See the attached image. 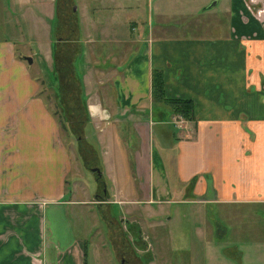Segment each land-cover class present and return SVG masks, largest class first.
I'll list each match as a JSON object with an SVG mask.
<instances>
[{"label":"crops","instance_id":"crops-1","mask_svg":"<svg viewBox=\"0 0 264 264\" xmlns=\"http://www.w3.org/2000/svg\"><path fill=\"white\" fill-rule=\"evenodd\" d=\"M171 1L148 0L142 15H132L131 0H82L75 10L88 126L95 150L107 157L101 166L112 183L111 202L70 190L78 179L74 159L34 67L37 50L43 60L54 58L50 27L30 50L19 48L26 39L23 19L17 8L3 9L0 264H100L102 251L92 243L100 235L97 205L112 219L114 207L123 205L125 262L168 264L160 232L140 219V212L161 214L154 206L162 204L190 210L208 264H264V18L257 19L246 0H228L220 39L174 40L166 35L177 28L165 25L174 15ZM207 6L200 13L208 14ZM23 14L31 15L26 23L46 21L30 9ZM47 16L48 24L56 19L55 7ZM154 70L163 72L169 97L194 102L184 124L176 126L172 110L153 101ZM214 207L219 217L208 211ZM187 252L195 257L193 247Z\"/></svg>","mask_w":264,"mask_h":264},{"label":"rangeland","instance_id":"rangeland-1","mask_svg":"<svg viewBox=\"0 0 264 264\" xmlns=\"http://www.w3.org/2000/svg\"><path fill=\"white\" fill-rule=\"evenodd\" d=\"M15 1V2H14ZM64 0H0V23L4 22L5 19L8 20V16L4 12V8H9L11 10L12 7L17 8V17L20 16L23 19L24 25L21 27V30L23 31V36H26L25 41L19 45L20 47H24L26 50L31 49L33 47L30 45L31 42L35 43V40L37 43L43 41L48 36V31L51 29L52 39H53V46H57L58 44L60 47L64 46L63 42H66V37L69 35V33H62L59 32L56 35H54V28H55V20H52L50 24H48L47 15L49 12H51V8L55 7V13H57V8L59 5V2H62L63 5H65ZM74 4V8H77L78 5H81L82 0H72ZM214 1L216 0H173L171 1V6L174 12L173 17L171 18V21L168 23H165V25H173L175 28L174 31L172 30V33L170 31V34L166 35L167 37H171L174 40H203L208 42H214L217 39H220L222 37V27L226 25L229 13L227 12L226 5L228 3V0H217L219 3L212 9H208ZM147 2L148 0H131V3H129V6L132 8V15L134 14H144V12H147ZM15 3L16 6L13 4ZM207 4L206 12H209L208 14H203V12L200 13L201 8L203 5ZM71 5V4H70ZM87 6L90 7V3H87ZM106 8L108 9V6L104 4ZM94 7H97L96 5ZM34 11L37 15H40V20L43 22H36L33 23H26L25 20L31 21V15L30 14H23V12H26L27 10ZM62 10V8H61ZM110 10V9H109ZM6 15V16H4ZM64 15V14H63ZM89 15V14H88ZM61 16H59L60 18ZM136 17V16H134ZM63 18V17H62ZM128 19V18H127ZM209 19V20H208ZM62 20V19H61ZM208 20V22H207ZM81 21V20H80ZM102 24V22H100ZM4 24V23H3ZM50 25V26H49ZM50 27V29H49ZM57 27V26H56ZM20 30V31H21ZM126 32L130 31V26L125 28ZM61 31V30H60ZM63 31H65L63 29ZM120 31H123L125 36L127 37L128 34L124 32V29H121ZM35 35V38L33 39L32 35ZM29 35V36H28ZM58 38H57V37ZM63 36V42L59 40V37ZM57 38V40L55 39ZM135 46V45H134ZM99 46H96V49H98ZM111 48L112 45L106 46V48ZM18 48V47H17ZM63 48V47H62ZM40 55H36L37 62L35 67L36 73L39 75L41 84L43 90H46L43 92L45 95V99L47 101V104L51 107L52 112L55 114V117L59 121L60 126V132L63 140L67 144V147L69 149V152L71 156H73V162H74V170L73 175H77L78 179L76 180V183L74 181L70 182V190L73 192L75 188L80 191V194H76L77 196H95L98 200L100 198L101 200H105L106 202H111L113 200V197L111 195L110 189L112 186V183L106 182V185H103L102 183H97V174L94 172L96 168L100 167L102 169V166L104 165V161L106 160V156L103 155L102 151L98 152L97 150L93 151L94 146L96 145V140L94 138V135L91 133L90 127L87 125V127L81 132V129L78 131L75 130L76 134H78L79 137L75 136L72 131L70 130L69 122L65 118V113L63 111V106L67 104L70 107V105L73 104V99H64L60 98V85L63 83V79L59 72L60 70H57L55 66V60L54 58L44 59L45 54L42 50H37ZM101 53L103 51L101 50ZM117 53V52H116ZM116 55V54H115ZM43 58V59H42ZM101 59V57H100ZM63 60V59H62ZM65 61V60H64ZM76 71L79 76H81L80 68H81V60H76ZM59 66V63H58ZM65 70V69H64ZM66 96L68 93H64ZM70 94V92H69ZM68 94V96H69ZM85 106L87 104V99L84 102ZM163 106H165L163 104ZM166 108V106L164 107ZM173 116L177 117L176 120L180 115L178 114H172ZM182 117V116H180ZM187 121V119L182 117L181 122L177 123L176 126L184 124V122ZM179 124V125H177ZM70 127V128H69ZM83 127V126H82ZM81 133V134H79ZM86 139L88 141L87 143L92 146L93 149L88 150L86 148L85 144H79L81 139ZM88 138V139H87ZM85 143V142H84ZM80 146L84 149V151H81ZM99 157V158H98ZM102 165V166H101ZM100 170V169H99ZM101 171V170H100ZM101 175L103 174V169L101 171ZM113 179L115 176H112ZM106 178V177H103ZM116 179V178H115ZM114 179V180H115ZM104 180V179H103ZM107 187L106 195L104 194V190L102 188ZM114 187L116 190H120L117 188L116 183L114 184ZM85 190V191H84ZM68 193L67 197L71 198V196H74L75 193L72 194ZM94 197V198H95ZM102 197H106L105 199H102ZM100 206V205H99ZM158 206L161 207V214H143V212H140V219L141 221H145L144 223H150L153 222V226L151 228L152 231L155 233L160 232L162 238V242H154L158 244H162L163 248L166 249L165 252L161 253L164 258V253L168 255L169 263L168 264H208L204 258V252H205V245L204 241L202 242L201 236L195 232V228L197 227V224L190 220V210H186L182 206H176L174 204H162V205H155V208H158ZM97 207V211L100 214V217L98 219V222L100 227L98 230L100 231L99 237L94 236L92 239V243L98 245L102 251L100 264H122V261H124L123 264H130L128 257V250L129 248L125 242H127V239L124 238L123 230L125 228V225L128 223V217H125L124 214V208L123 205H117L114 207L115 211V218H111L107 215V210H103ZM159 207V208H160ZM95 214H96V208H94ZM208 211L213 214L214 216L219 217L218 210L216 207L212 210V208H209ZM243 213H248V208L241 209ZM170 213V214H169ZM166 216H172L173 221L168 222L165 220ZM184 216H189V219H185ZM216 217V218H217ZM222 221H226L224 219H221ZM226 225L231 226L229 223ZM135 226V225H132ZM157 226V227H155ZM145 233L147 235L151 234L150 229H147L146 225H143ZM128 230H130L128 228ZM92 233H95V230L92 231ZM133 235H135V230L133 228ZM232 232L228 233L227 239L230 240V236ZM238 237V236H234ZM109 238V239H108ZM213 239V238H212ZM242 239H253L252 236H244ZM215 240L217 242H222V238L215 237ZM198 248V252H196V247ZM189 247H193L195 250V257L191 256L190 253L187 252V249ZM159 247L155 248V258L158 256ZM224 255V254H223ZM196 259V261H195ZM132 264V263H131Z\"/></svg>","mask_w":264,"mask_h":264},{"label":"trees","instance_id":"trees-1","mask_svg":"<svg viewBox=\"0 0 264 264\" xmlns=\"http://www.w3.org/2000/svg\"><path fill=\"white\" fill-rule=\"evenodd\" d=\"M63 2H65V5L62 7L63 3L59 2L57 8V13L55 16L56 19H55L54 35H56L59 32L62 33L66 32L69 33V35L65 38L66 42H63L64 40L63 36L59 37V40L63 42L64 46H62L63 48L60 47L59 44L57 46H54V60H55V66L57 70L61 71L59 73L63 79V83L59 87L60 98L63 100V103L66 102L64 101V99H67V97L68 99L71 98L73 99V104L70 105L71 108H69L67 104H65L62 107L65 113V118L69 122V126L71 127L69 128L72 131V133L75 136H77V138H79L82 136L76 134L75 130L79 132V130L81 129L82 132L90 122L87 104L86 106L84 104V102L86 101V97L83 93L82 77L78 75L75 65L76 60H78L82 52V46L80 44V40H81L80 23H79L78 12L73 9L74 7L73 1L64 0ZM59 16L61 17L59 18ZM63 29L65 31H63ZM56 37L55 39L57 40L58 37L57 38ZM65 92L68 94L70 92L69 96L68 94L66 96L64 94ZM152 99L154 102L161 103L162 105L164 104L166 108H170L174 115L178 114L187 120L191 119V115L194 110V102L189 99L187 100V99L169 97L166 91V83L163 72L157 70L153 71V76H152ZM87 142L88 141H86L84 137V139L80 140L79 144L81 143L85 144L88 150L93 149L92 146ZM81 146H80L81 151H84V149ZM93 151H95V149H93ZM96 169L97 170L100 169L102 171L100 167L99 168L97 167ZM96 174H97V183L99 182V184L102 183L103 185H106L107 181L105 182V178H103L104 176L99 175L98 173ZM106 188L107 187L102 188V190H104L105 195L107 192ZM105 198L106 197H102V199ZM132 258L136 260V257L134 256L133 253H132ZM130 262L132 264H136V262L133 259Z\"/></svg>","mask_w":264,"mask_h":264},{"label":"flooded vegetation","instance_id":"flooded-vegetation-1","mask_svg":"<svg viewBox=\"0 0 264 264\" xmlns=\"http://www.w3.org/2000/svg\"><path fill=\"white\" fill-rule=\"evenodd\" d=\"M248 7L253 12V15L260 21L264 18V2L257 0H246ZM218 4V1H214L209 7V9L214 8ZM96 172V171H94ZM97 173V172H96Z\"/></svg>","mask_w":264,"mask_h":264},{"label":"water","instance_id":"water-1","mask_svg":"<svg viewBox=\"0 0 264 264\" xmlns=\"http://www.w3.org/2000/svg\"><path fill=\"white\" fill-rule=\"evenodd\" d=\"M74 10H76V8H74ZM25 60L31 65V64H33V58H31V57H28V58H25ZM94 171H96L99 175H101V173H100V170H94Z\"/></svg>","mask_w":264,"mask_h":264},{"label":"built area","instance_id":"built-area-1","mask_svg":"<svg viewBox=\"0 0 264 264\" xmlns=\"http://www.w3.org/2000/svg\"><path fill=\"white\" fill-rule=\"evenodd\" d=\"M178 120L181 121L182 117L179 116L178 119L175 122L179 123Z\"/></svg>","mask_w":264,"mask_h":264}]
</instances>
